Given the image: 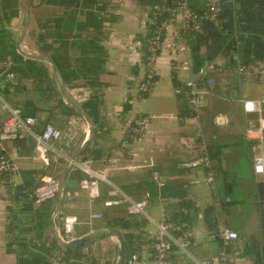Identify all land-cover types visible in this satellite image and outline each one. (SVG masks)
<instances>
[{
    "label": "crops",
    "instance_id": "1",
    "mask_svg": "<svg viewBox=\"0 0 264 264\" xmlns=\"http://www.w3.org/2000/svg\"><path fill=\"white\" fill-rule=\"evenodd\" d=\"M48 1L33 0L34 16H27V28L34 30L30 48L44 57L45 52L40 49L37 40L39 35L44 34V27L53 28L50 19L61 12V8ZM182 1L196 14L200 15L205 10L204 0H80L82 15L77 19L86 26L81 33L82 39L89 42L92 38L97 43L94 55L101 56L98 85H86L84 80H72L68 85H63L57 73L56 77L70 102L80 109L82 106L91 108L97 122V125L94 124L95 130H98L97 135L85 147L98 151L97 157L92 160L94 167L103 169L110 161L116 162L108 173V182L100 183V196L95 201H90L86 193L79 189V183L68 181V169L64 178L59 219L66 215L77 217L73 239L93 240L113 232L106 229L103 214L112 208L126 207V204L106 207L104 203L115 199L114 191L117 189L135 201L146 200L148 203V218L129 214L131 218L122 231L130 235L127 241L124 239V261L136 255L142 264L153 263L156 224L165 217L182 225L190 233L185 251L173 248L172 264L216 260L220 251L219 233L222 228L238 234V240L228 249L230 264H264V204L259 177L252 171L256 147L254 141L245 138L246 129L255 122L257 116L245 113L241 102L254 101L264 95V0H217L225 18L224 29L216 30L205 21L199 31L207 39L201 48L204 69L239 62L252 72L246 79L232 75L237 77V85L234 81L226 80L228 74L208 73L209 78L216 79L217 86L212 95L203 101L199 124L205 144L218 147L219 159L213 167L212 184L206 183V172L203 169L181 167L182 162L191 158L186 143L196 138L197 132L191 117L183 121L177 117L176 91L171 77L175 73L178 80L183 81L186 75L178 70L175 56L162 51L155 67L153 85L146 92L139 91L145 77L148 47L155 30L152 11L157 6H174ZM44 12L48 16L45 17ZM87 12L91 17L89 19ZM5 25L17 51L16 45L23 27L21 10ZM52 40L47 38L44 43L50 45ZM26 41L23 38L21 43ZM85 51L88 57H93L91 50ZM70 53L80 55L83 50L74 48ZM44 65L56 83L50 64L44 62ZM3 85L0 81V90ZM19 87L31 88L30 81L19 80ZM60 95L63 103L71 107ZM20 98L21 95H17L11 100L17 102ZM218 102H236L239 105L241 115L238 128L230 123ZM147 104L151 107L148 113L142 109ZM38 106H42L40 102ZM64 113L61 109H54L51 113L42 110L35 117L40 127L52 123L61 131L59 145L71 157L79 152L88 138L90 127L78 113ZM138 115H156L161 118L151 121L142 140L128 144L126 128ZM220 117L223 118L222 123L218 122ZM222 129L226 130L223 132ZM236 147L242 148L247 155L244 158L247 172L242 178L237 177L225 160ZM5 149L17 163L20 173L29 169L44 170V174L36 176L38 180L53 174L58 175L60 180L65 170L62 162L53 168L46 167L35 152L33 138L27 134L23 133L16 140L6 143ZM47 157L53 162L52 154ZM128 164L143 167L128 170L124 168ZM152 172H157L163 182V186L158 188L150 177L156 187L154 195L147 192L144 185H140L146 174L151 176ZM21 183L19 176L17 187ZM107 187L110 192L106 191ZM122 187H126L128 193ZM23 199L16 190L8 193L0 189V264H16L17 242L8 248L12 239L9 231L18 236L22 229L32 228L33 214L24 208ZM47 202L51 203L54 211L56 199ZM244 206L250 209L246 216ZM53 211L50 229L45 233L48 244L55 240L51 229ZM92 215H101V218H91ZM122 233L118 234L124 238ZM118 249L119 243L114 238L99 240L79 249V264H117Z\"/></svg>",
    "mask_w": 264,
    "mask_h": 264
},
{
    "label": "built area",
    "instance_id": "2",
    "mask_svg": "<svg viewBox=\"0 0 264 264\" xmlns=\"http://www.w3.org/2000/svg\"><path fill=\"white\" fill-rule=\"evenodd\" d=\"M205 10L202 14H196L185 1L174 6H157L153 9L154 35L148 47V53L145 60V77L139 91L146 92L153 85V76L155 67L162 51L175 56L178 70L186 75L183 80L184 86L189 97V106L193 112L191 120L195 124L197 139H192L186 143V149L191 154V158L181 163V167L187 169H203L206 172V183H213V169L211 160L207 154L206 144L201 136L200 115L204 99L212 95L216 85L214 79L208 78L209 72L218 74L237 75L246 79L251 75V71L244 65L236 62L224 66H210L207 69H201L199 74H194L192 61L186 45V40L177 34L174 24L190 26L196 31L201 30L203 22L207 21L216 30L222 31L225 25V18L222 9L217 0H204ZM10 64V63H8ZM207 76V78H202ZM18 75L12 72L4 76V83L11 85V90L18 85ZM243 111L247 114H255L256 120L251 123L245 131V138L248 141H254L256 153L252 158V171L259 177L262 189V198L264 204V95L254 101L241 100ZM4 114V116H2ZM160 116L138 115L126 128L125 138L128 144H134L145 136L148 127L153 119ZM36 117L23 116L20 108H14L8 105L0 97V189L12 193L17 187L19 178V167L15 160L6 153L5 144L16 140L21 134L31 136L35 142V152L40 160L47 165L50 161L47 157L52 154L54 159L63 158L67 170H79L84 177L79 182V189L85 192L90 201L99 198L100 183L108 182V173L112 170L113 163L110 161L107 167L96 169L92 160H82L76 157L70 160V157L64 153L59 145L62 138L61 131L50 123H45L41 127ZM146 165L145 167H149ZM143 166L126 165L124 168L134 170ZM152 179L156 182L158 188L163 186L157 172H152ZM60 190V180L54 178H42L41 184L32 193V198L36 204L55 200ZM21 195L26 192L21 190ZM63 194V190H62ZM115 199L104 203L106 207L126 204L127 213L130 215H143L147 217L146 200L135 201L119 190L114 191ZM91 218H101V215H92ZM148 218V217H147ZM78 219L74 215H66L59 219L58 235L64 242L73 240L75 225ZM156 235L154 243V255L152 264H172L171 254L174 247L181 251L186 250L189 244L190 233L184 230L183 226L176 224L169 219L162 217L156 224ZM220 251L216 260L204 259L194 260L192 264H230L228 259V249L238 240V234L228 228H222L219 233ZM50 264H64L59 257H52ZM124 264H142L136 255L125 259ZM245 264V263H243Z\"/></svg>",
    "mask_w": 264,
    "mask_h": 264
},
{
    "label": "trees",
    "instance_id": "3",
    "mask_svg": "<svg viewBox=\"0 0 264 264\" xmlns=\"http://www.w3.org/2000/svg\"><path fill=\"white\" fill-rule=\"evenodd\" d=\"M17 2L19 4V0ZM48 2L61 8V12L53 18L51 17L50 21L53 22L52 29L44 27V34L39 35V40H37L38 46L54 64L56 73L63 85H68L72 80H84L87 82L86 85L89 86L98 85L97 77L101 72V56L94 55L97 43L92 38H90L89 42H85L82 39L81 33L85 31L86 26L78 22L77 19L78 16L82 15L80 0H50ZM15 5L16 0H0V81L4 83V76L12 72L18 75L20 82L23 80L30 81L31 88L19 87L18 81V85L11 90V85L4 83L3 88L0 90L3 100L11 107L20 108L23 116L35 117L38 111L44 110L51 113L54 109L64 110L65 115L76 114L71 107L63 103L60 91L50 76L44 62L26 58L16 51L14 41L11 39V33L5 25V23H9L11 18L18 14V7H15ZM153 13L152 11V18ZM86 15L88 19L91 18L88 12ZM174 25L176 26L177 34L186 40L192 61L193 73L199 74L205 66L204 57L201 55V48L207 42L206 37L190 26L184 27L177 23ZM47 38L53 39L50 45L44 43ZM74 48L83 50V53H80V55L71 54L70 51ZM86 49L93 52V57L87 56ZM202 78L206 79L207 76H203ZM171 80L176 91L177 117L180 121H183L193 115L189 106L187 90L184 82L178 80L175 73L172 74ZM17 95H21L20 100L13 102L11 98L14 99ZM93 99L97 100V97ZM38 102L42 106H38ZM85 107L82 106V109L92 118L93 123L97 125L91 108ZM180 123L182 124V122ZM96 131L98 130H95V137L97 135ZM190 140L192 139L188 141ZM199 140L197 139V141ZM206 149L213 169L219 159L218 147L206 145ZM97 153L98 151L95 149L86 148L79 157L82 160H94L95 156L97 157ZM44 173V170L38 169L19 172L22 183L15 190L17 192L21 190L26 192L25 195H22L24 198L23 206L31 212V215L33 214V225L28 230L22 229L18 233V236L13 231H9L12 239L8 244V248L11 247L13 242H17L16 264H50L49 260L52 257H59L64 264H79L81 261L79 249L64 250L55 240H52L48 244V238L45 233L50 229V216L53 211L51 203L43 202L36 204L32 198V193L41 184L42 178L45 177L42 176L38 180L36 176ZM83 177L84 175L79 170L73 169L69 171L67 178L68 181L79 183ZM150 177L149 173H147L146 178L141 181L140 185H144L147 192L154 195L156 194V187ZM122 190L128 193L126 187H122ZM106 191L110 192V188L107 187ZM103 218L104 225L108 231L122 233L126 229L128 225L127 220L131 216L127 213L125 206H120L104 213ZM29 235L31 236L29 237ZM123 236L126 241L130 238V235L127 234H123Z\"/></svg>",
    "mask_w": 264,
    "mask_h": 264
},
{
    "label": "water",
    "instance_id": "4",
    "mask_svg": "<svg viewBox=\"0 0 264 264\" xmlns=\"http://www.w3.org/2000/svg\"><path fill=\"white\" fill-rule=\"evenodd\" d=\"M20 9L23 15V27H22V32L21 35L17 41V52L19 54H21L22 56L29 58V59H33V60H38V61H44L50 64L51 68H52V72L54 75V79L57 83L58 89L60 91V93L62 94L63 98L70 103L71 108L78 113L79 115H81L86 122H88L89 127H90V131H89V135L88 138L85 140V142L83 143V145L81 146L79 152L75 155H72L70 157V160L79 157L85 147L87 146L88 143H90L92 141V139L94 138L95 135V127H94V123L92 122L91 118L80 108H78L77 106H75L74 104H72L68 98V95L66 94L63 86L61 85V83L59 82V80L56 77V71H55V66L54 64L51 62V60L47 57L44 56H39V55H34V54H30V53H26L22 50L21 48V42L24 38V36L26 35L27 32V26H28V22H27V13H26V8H25V3L24 0H20ZM222 119L223 118H218V122L222 123ZM68 165H65V170L60 178V190L58 192V195L56 197V204H55V208L51 217V229H52V234L53 237L55 239V241L58 243V245L64 249V250H75V249H81L84 248L86 246L92 245L96 242H98L99 240L102 239H106V238H114L118 241L119 243V249H118V262L117 264H122L125 258V241L124 238L118 234V233H114V232H107L93 240H86V239H73L70 240L69 242H64L60 236L58 235V222H59V211H60V206L62 203V190L64 187V178H65V174L67 171Z\"/></svg>",
    "mask_w": 264,
    "mask_h": 264
},
{
    "label": "rangeland",
    "instance_id": "5",
    "mask_svg": "<svg viewBox=\"0 0 264 264\" xmlns=\"http://www.w3.org/2000/svg\"><path fill=\"white\" fill-rule=\"evenodd\" d=\"M32 1L33 0H26V1L24 0L27 16L29 15L30 17L34 16V10L32 9L33 8ZM27 5H28V7H27ZM15 7H18V12H19V10H21L19 8V4H18L17 0H16ZM43 15L45 17L48 16L47 12H44ZM33 31H34L33 29L32 30H28V28H27V32H26V35H25L26 37L24 36V38H26L27 41H26V43H21V48L26 53H30V54H34V55H39L40 56V54H38L37 52H35V50L30 48V45H29L31 43L32 39L34 38V35H33L34 32ZM212 79H214V78H212ZM226 80L227 81H234L235 84L237 85V77H235V76L229 75ZM18 81H19V79H18ZM214 81L216 83V79H214ZM244 83H246V82H244ZM216 86L217 85H215V87ZM218 103L221 105V108L223 109L224 113L226 114V116L230 120V123H232L234 126H236V128H238L239 121H240V115H241L239 113L240 110L238 109L239 105L236 104V102H228V103L218 102ZM142 109H143V112H146V113L151 111V107L148 104L143 106ZM50 124H52V123H50ZM52 125H54V124H52ZM225 130L226 129H222L223 132ZM64 153H65V151H64ZM245 156H247V155L244 153L242 148H240V147L237 148L236 147L229 153V155L225 159L226 163L230 166L231 170L234 173H236L238 178H242L244 175H246V172H247V167H246V164H245V161H244ZM48 159L50 160V157ZM60 159H61V161H60ZM55 160L56 159H54V157H53V162L49 161L48 164L46 165V167H51L52 166V168H53L56 164H62V163L65 164L63 158H59V160H56V161ZM60 162H62V163H60ZM48 178L58 179V175H54L53 174V175L49 176ZM13 192H14V190L12 191V193ZM249 210L250 209L247 206H244V208H243L244 216H246L248 214Z\"/></svg>",
    "mask_w": 264,
    "mask_h": 264
}]
</instances>
